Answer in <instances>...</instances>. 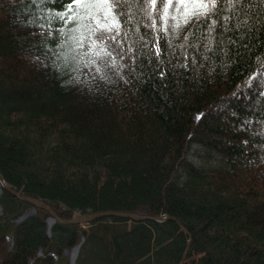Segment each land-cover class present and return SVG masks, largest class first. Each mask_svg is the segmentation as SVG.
I'll list each match as a JSON object with an SVG mask.
<instances>
[{"label":"trees","instance_id":"trees-1","mask_svg":"<svg viewBox=\"0 0 264 264\" xmlns=\"http://www.w3.org/2000/svg\"><path fill=\"white\" fill-rule=\"evenodd\" d=\"M71 4L0 0V173L63 219H171L48 235L49 213L0 184V264H69L78 245L75 264H180L189 236L183 264H264V6L252 0L208 51L203 27L184 41L125 4L102 79L86 30L59 47L76 24L54 14Z\"/></svg>","mask_w":264,"mask_h":264},{"label":"snow or ice","instance_id":"snow-or-ice-1","mask_svg":"<svg viewBox=\"0 0 264 264\" xmlns=\"http://www.w3.org/2000/svg\"><path fill=\"white\" fill-rule=\"evenodd\" d=\"M35 2L36 0H33V3ZM45 2L46 0H40V3ZM251 3L252 0H159L158 6V0H72L67 11L55 13L54 16L65 20L66 23L71 21L76 24V27L69 30L72 35L63 33V29L60 30L67 39L62 41L59 47L68 46L70 50L72 44L81 47L83 41L75 35L81 29L86 30L90 37H94L91 47L98 48L95 52L98 59L93 58L89 63L97 65L94 71L102 73L101 78L106 79V70L115 64L112 52L108 50L106 44L110 41L119 47L118 37L122 27L120 18L125 15L123 11L125 4L130 7L139 6L144 15L152 21L149 27L153 29H156V21L162 20L163 27L156 30L171 32L174 35L186 33L181 37L184 41L195 35L193 29L199 30L203 27L207 33L203 36L207 44L203 46L211 51L210 45L216 40L213 33L220 35L231 31L228 27L230 22L238 19L239 14ZM259 4L264 6V0H259ZM226 11L232 15H226ZM153 13H156L155 18Z\"/></svg>","mask_w":264,"mask_h":264},{"label":"water","instance_id":"water-1","mask_svg":"<svg viewBox=\"0 0 264 264\" xmlns=\"http://www.w3.org/2000/svg\"><path fill=\"white\" fill-rule=\"evenodd\" d=\"M0 184L4 188H6L8 191H10L12 194H14L18 199L29 202V203L33 204L35 207L45 209L50 214V218L53 221H58L62 224H74V223L89 222V221H91L97 217L104 216V215H112V216H117V217L129 218V219L137 220V221L149 219V220L160 222L163 220L171 219V217L167 216V215L152 216V215H148V214L129 213V212H121V211H113V210L100 211V212H95V213H90V214L89 213L88 214H81V215H77V216L70 218V219H63V218H60L58 216V214L54 211V209L49 204H47L46 202H44L38 198H34L32 196L18 194L15 191H13L10 187H8L6 185L1 173H0ZM175 221L179 224L178 220L175 219ZM181 228H182L183 232L189 236L187 229L184 228L183 226H181ZM190 242H191V238L189 236L188 242H187L186 248L184 250V254H183V257H182L180 264H183L184 258L186 256L188 250H189Z\"/></svg>","mask_w":264,"mask_h":264},{"label":"rangeland","instance_id":"rangeland-1","mask_svg":"<svg viewBox=\"0 0 264 264\" xmlns=\"http://www.w3.org/2000/svg\"><path fill=\"white\" fill-rule=\"evenodd\" d=\"M257 76H258V79H259L260 81H262V84L264 85V76H263V75H260V74H258ZM198 117H199V115L197 114V115L195 116V118L198 119ZM200 153L202 154L203 151H200ZM203 154H204V153H203ZM33 212H34V209H30V210H28V211L22 216V218H24V217H26V216L32 214ZM49 220H50V219H49ZM48 224H49V223H48ZM52 224H53V221H51V223H50V225H49L50 228L47 229V232H48L49 235L51 234V226H52ZM10 245H12V241H11V240H10ZM78 251H79V248H78L77 246L74 247V248H72V249H70V250H69V249H68V250H65V256L68 258V260H69V264H75V261H76L77 255H78Z\"/></svg>","mask_w":264,"mask_h":264},{"label":"bare ground","instance_id":"bare-ground-1","mask_svg":"<svg viewBox=\"0 0 264 264\" xmlns=\"http://www.w3.org/2000/svg\"><path fill=\"white\" fill-rule=\"evenodd\" d=\"M94 213H95V212H94ZM89 214H90V213H89ZM104 216H112V215H104ZM97 218H98V217H97ZM95 219H96V218H95ZM51 221H52L51 219L48 220V223H49V224L47 225V229L50 228L49 225H50ZM188 238H189V237H188ZM77 247L79 248V246H77Z\"/></svg>","mask_w":264,"mask_h":264}]
</instances>
